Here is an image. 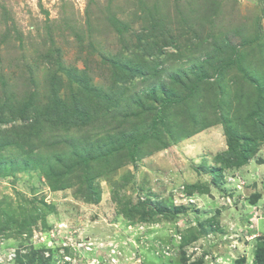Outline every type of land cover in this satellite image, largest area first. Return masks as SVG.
I'll return each instance as SVG.
<instances>
[{
    "label": "rangeland",
    "instance_id": "1",
    "mask_svg": "<svg viewBox=\"0 0 264 264\" xmlns=\"http://www.w3.org/2000/svg\"><path fill=\"white\" fill-rule=\"evenodd\" d=\"M0 114V264H256L264 0H0Z\"/></svg>",
    "mask_w": 264,
    "mask_h": 264
},
{
    "label": "trees",
    "instance_id": "2",
    "mask_svg": "<svg viewBox=\"0 0 264 264\" xmlns=\"http://www.w3.org/2000/svg\"><path fill=\"white\" fill-rule=\"evenodd\" d=\"M141 42H144L142 39H140ZM140 46H143L141 45L140 43ZM54 101L57 103V104H54V105H49L48 107L51 108V109H60L61 108V104H60V99H59V95L57 94V92L54 91ZM167 107V106H166ZM170 108V106H169ZM49 112H47L46 114V119H50L49 116L53 115V112L48 109ZM69 114V112H68ZM163 114V113H162ZM45 113H41L40 115H35V120L38 121L42 116H44ZM164 117L166 118V115L163 114ZM160 118L159 120L161 119V116L162 115H159ZM24 118H26V116H23ZM78 119H75V121H78L79 120V115H77ZM82 119H83V116H82ZM81 119V120H82ZM9 120V116H7L6 114L4 115H1L0 114V121L1 122H5V121H8ZM11 120V119H10ZM27 123L29 122V118L27 119L26 121ZM225 128V133L226 135L228 136V153L226 156H228L227 160H226V163H227V166L231 167V166H235V167H242L244 165L247 164V161L249 160L248 156L245 154L244 155V151L242 150H238V152L236 153H233L231 154L230 150H231V147H233V144L235 143V139L232 137V135L230 134V132L228 131V125L227 126H224ZM204 129H199L196 133H200L202 132ZM260 137L262 138V140H264V131L263 133L260 135ZM249 144L251 145H257V141H248ZM225 153V154H226ZM91 162H95L96 164H98L100 167H101V172L98 176L96 177H90L89 180L91 179H95L97 177H100L101 175L102 176H106L107 174V164L109 165V167L111 168H115V165L117 163H119V161L116 159L112 160L111 162L110 161H106L105 157H101L100 159L98 158H94L92 156H88L87 157V163H91ZM86 163V162H85ZM261 163H263V161H261ZM86 175V174H85ZM48 178H51L50 175H48ZM89 185H92V184H89ZM98 192V191H97ZM134 212L137 213V210H139L143 215H145L147 218H151L155 215H158V214H163L165 213V211L169 210L168 207H163L161 209H152V208H149L147 209V204H142V205H139L138 207H134L132 208ZM174 210H176V212H182V209L181 208H175ZM169 211H173V210H169ZM255 262L256 264H264V237L259 239V243L257 244V248H256V252H255Z\"/></svg>",
    "mask_w": 264,
    "mask_h": 264
},
{
    "label": "built area",
    "instance_id": "3",
    "mask_svg": "<svg viewBox=\"0 0 264 264\" xmlns=\"http://www.w3.org/2000/svg\"><path fill=\"white\" fill-rule=\"evenodd\" d=\"M63 248L64 249H67V246L66 245H63ZM64 249L62 251H64ZM69 258L68 256L66 257V259Z\"/></svg>",
    "mask_w": 264,
    "mask_h": 264
}]
</instances>
